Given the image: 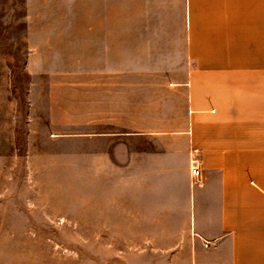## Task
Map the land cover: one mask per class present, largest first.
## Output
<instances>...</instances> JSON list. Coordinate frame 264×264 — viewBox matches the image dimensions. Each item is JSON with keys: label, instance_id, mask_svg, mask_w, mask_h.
<instances>
[{"label": "crops", "instance_id": "crops-1", "mask_svg": "<svg viewBox=\"0 0 264 264\" xmlns=\"http://www.w3.org/2000/svg\"><path fill=\"white\" fill-rule=\"evenodd\" d=\"M70 2L60 37L100 86L92 141L136 147L122 159L137 168L130 227L189 246L193 264H264V0ZM16 161L0 130V234L17 227Z\"/></svg>", "mask_w": 264, "mask_h": 264}, {"label": "rangeland", "instance_id": "rangeland-1", "mask_svg": "<svg viewBox=\"0 0 264 264\" xmlns=\"http://www.w3.org/2000/svg\"><path fill=\"white\" fill-rule=\"evenodd\" d=\"M74 12L65 0H0L1 150L17 160L19 209L17 227L0 234V264H193L189 246L130 227L140 221L129 194L137 181L125 174L137 168L122 159L136 147L92 141L100 86L76 74L60 37Z\"/></svg>", "mask_w": 264, "mask_h": 264}, {"label": "built area", "instance_id": "built-area-1", "mask_svg": "<svg viewBox=\"0 0 264 264\" xmlns=\"http://www.w3.org/2000/svg\"><path fill=\"white\" fill-rule=\"evenodd\" d=\"M197 150L193 151L195 154ZM191 174H192V183L193 185H198L202 182V169H201V162L198 159L192 158L191 160Z\"/></svg>", "mask_w": 264, "mask_h": 264}]
</instances>
